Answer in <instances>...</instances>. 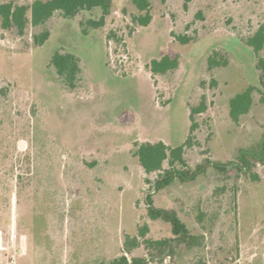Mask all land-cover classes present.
<instances>
[{"label": "rangeland", "instance_id": "1", "mask_svg": "<svg viewBox=\"0 0 264 264\" xmlns=\"http://www.w3.org/2000/svg\"><path fill=\"white\" fill-rule=\"evenodd\" d=\"M150 6L143 27L133 22L139 12L131 0H112L104 26L86 35L80 23L98 20L99 10L72 20L56 13L42 47L32 40L42 28L28 24L19 36L0 24V264L108 263L143 225L146 238L173 237L169 223L149 219L148 194L156 208L176 213L189 237L163 253L140 239L128 258L262 264L264 86L246 42L264 27V0ZM58 50L80 60L83 82L73 93L48 69ZM165 55L178 59L177 69L151 74L150 61ZM258 56L264 60V47ZM211 58L226 65L210 69ZM249 86L252 106L234 123L229 101ZM188 137L187 166L175 168L203 169L153 190L162 172L144 174L135 143L177 147Z\"/></svg>", "mask_w": 264, "mask_h": 264}, {"label": "trees", "instance_id": "2", "mask_svg": "<svg viewBox=\"0 0 264 264\" xmlns=\"http://www.w3.org/2000/svg\"><path fill=\"white\" fill-rule=\"evenodd\" d=\"M111 3L112 0H35L31 5L25 6L7 2L0 4V24L3 30H15L19 36L24 35L28 24L33 28H42L39 33L32 36L34 46L42 47L50 38V31L43 29V27L56 13L66 20H72L80 13L99 10L101 16L98 20H86L80 23L82 33L86 35L89 30H97L104 26L105 17L109 13ZM131 3L139 12V15L133 18V22L139 26H148L152 20L150 0H131ZM28 12L30 14L29 18L27 16ZM176 39L182 44H187L190 41L189 38H180L179 36ZM246 43L258 57L257 67L262 71L260 81L264 86V60L258 56L264 47V27L261 26L253 36L248 38ZM208 64L209 68L213 69L225 66L226 61L211 58ZM177 67L178 59L167 55L160 59H153L148 65V69L153 75H165L167 72L177 69ZM48 69L55 75L54 79L65 90L71 93L75 92L83 82L80 60L74 54L64 52L63 50L54 52L49 60ZM255 90L256 88L249 86L242 93L230 99L229 116L234 123H237L241 116L249 112ZM202 110L203 107L196 108L192 110V113L197 114ZM134 146V156L137 158L144 174L151 175L162 172L153 183L152 189L155 191H160L162 188L170 185L175 177H178L180 180L194 179L196 173L203 169V167H200L196 173L189 174L188 171L177 170L175 168L176 165H179L181 168H186L187 166L184 151L187 147L191 146L190 137L177 147H169L163 141L135 143ZM164 164H167V169H164ZM211 165L218 170H225L224 166ZM145 201L149 219L169 223L173 237L160 240L146 238V235L149 233V226L143 225L138 229V236H124L122 243L123 254L115 257L108 263L101 262L99 264H150V260L128 258L127 256L139 247L140 239H142V243L146 249H155L163 253L174 242L184 241L189 237L188 229L178 219L175 212L156 208L153 205L151 194L146 195ZM150 259L151 261L154 260L152 256ZM193 264H205V262L199 259Z\"/></svg>", "mask_w": 264, "mask_h": 264}, {"label": "built area", "instance_id": "3", "mask_svg": "<svg viewBox=\"0 0 264 264\" xmlns=\"http://www.w3.org/2000/svg\"><path fill=\"white\" fill-rule=\"evenodd\" d=\"M261 257H262V264H264V252L262 253Z\"/></svg>", "mask_w": 264, "mask_h": 264}]
</instances>
